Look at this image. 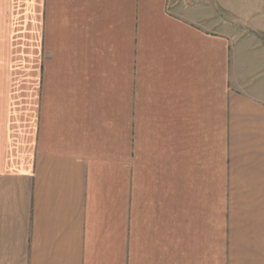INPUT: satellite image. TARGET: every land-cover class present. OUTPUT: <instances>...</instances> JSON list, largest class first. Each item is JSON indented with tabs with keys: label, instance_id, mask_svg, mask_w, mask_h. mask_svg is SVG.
<instances>
[{
	"label": "crops",
	"instance_id": "crops-1",
	"mask_svg": "<svg viewBox=\"0 0 264 264\" xmlns=\"http://www.w3.org/2000/svg\"><path fill=\"white\" fill-rule=\"evenodd\" d=\"M209 7L0 0V264H264V0Z\"/></svg>",
	"mask_w": 264,
	"mask_h": 264
},
{
	"label": "rangeland",
	"instance_id": "rangeland-1",
	"mask_svg": "<svg viewBox=\"0 0 264 264\" xmlns=\"http://www.w3.org/2000/svg\"><path fill=\"white\" fill-rule=\"evenodd\" d=\"M136 1H138L139 4L140 0ZM203 4H209V9H212L213 7L216 9V11L218 10V0H163V13L167 17L188 15L190 18L179 19L193 25L200 30H211L212 32L216 33L224 30L226 33L223 36L230 40L235 37L234 34H231V32L234 30V27H247L246 23H242L241 20L233 18L234 13L229 11L223 12V15L226 16L225 18H205L204 14L202 13ZM191 16L194 18H191ZM218 16L219 14L216 13V17ZM136 25L138 27V23H136ZM258 37H260V35H258ZM211 88L213 91L214 87L211 86Z\"/></svg>",
	"mask_w": 264,
	"mask_h": 264
}]
</instances>
